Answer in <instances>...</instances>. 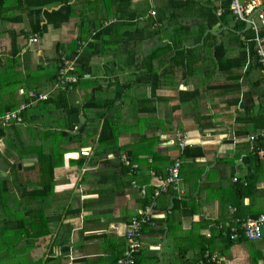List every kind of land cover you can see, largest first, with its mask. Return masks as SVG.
<instances>
[{
  "label": "crops",
  "instance_id": "crops-1",
  "mask_svg": "<svg viewBox=\"0 0 264 264\" xmlns=\"http://www.w3.org/2000/svg\"><path fill=\"white\" fill-rule=\"evenodd\" d=\"M168 1L130 0L127 9L136 18L125 21L134 24L126 27L128 34L92 55L89 70L64 90L65 97H60L62 90L53 92L26 109L25 121L0 124L5 128L0 188L9 184L21 196V186L51 187L45 200H29V235L13 243V264L24 259L28 264H117L127 244L128 222L150 204L153 189L166 180L175 160L180 161L179 179L156 197L138 232L135 264H264V225L259 240L240 236L243 216L264 213V156L246 139L264 127L253 129L250 121L236 120L246 107L257 113L259 99L252 87L229 91L232 74L218 71L210 38L204 41L210 32L225 45L224 58L236 57V40L229 34L234 19L206 30L200 40L192 34L193 25L189 34L173 35L166 19L150 24L163 15ZM70 2L74 16L60 27L48 25L36 42L23 34L25 11L8 2L0 18V116L27 101L28 90L52 91L60 57L71 54L76 38L85 36L76 44L86 47L124 7L117 0ZM82 19L94 26L91 22L86 29ZM176 39L181 48L193 49L194 57L202 54L190 74L182 66L165 73L171 71L166 70L171 56L162 51ZM154 50L157 56L150 61ZM247 64L248 56L242 71ZM154 72L156 87L151 85ZM210 83L217 86L207 94ZM194 90L199 95L189 99ZM91 100L94 109L84 110ZM63 106L74 110L67 113ZM104 110L114 127V137L109 133L105 142L99 138L103 118L97 117ZM72 113L81 121L71 123ZM176 132L185 135L187 153L178 147ZM5 152L6 162L1 158ZM16 164L20 171L12 168ZM246 175L254 176L255 189L238 206L235 185L246 184ZM233 233L236 238L230 237Z\"/></svg>",
  "mask_w": 264,
  "mask_h": 264
},
{
  "label": "trees",
  "instance_id": "trees-1",
  "mask_svg": "<svg viewBox=\"0 0 264 264\" xmlns=\"http://www.w3.org/2000/svg\"><path fill=\"white\" fill-rule=\"evenodd\" d=\"M13 1L19 9H23L26 15V19L23 20L25 23V31L23 34L27 38H31L33 36H42L46 30L48 25H52L54 28L60 27L63 23L67 22L72 16H74L75 5L70 0H0V18H4V13L9 9L8 2ZM118 3L121 2L124 4V7L120 6L117 8V11L114 12L116 18L110 24H107L101 27L100 30L96 31L93 35L94 41L89 42L86 47H82L79 44H76L78 41L84 39L85 36H78L76 38L75 45H73V51L68 59H75L76 69L74 73L77 77H83V73L89 70L88 61L92 55L103 53L105 51L104 46L114 45L121 36L124 34H128L126 27L133 26L134 24H127L125 21L128 19L136 18V13L131 12L127 9V4L130 0H117ZM125 1V2H124ZM231 0H169L168 8L163 9V15L160 17H156L150 21V24L157 22H163L164 19L168 20V23L172 25L173 29L171 30V34L179 35V34H189V31L193 26L195 32L192 34L196 35V39L200 40L206 30L212 29L215 25H228L231 20H233V29L234 32L229 33L235 37V44L238 47V55L234 58H224L225 54V45L221 42L218 44L215 40V35L207 32L204 41L207 38H210V54L213 53V60L216 62L218 71H228L232 75H229L231 81L228 86L229 91L239 92V91H251L249 87L255 89L260 107L257 113L252 114L249 112V108H244L243 112H240L236 120L237 122L241 121H250L254 128L264 127V78L260 73V64L257 61V46L254 40V31L253 29H248L245 32L238 34V31L243 30L244 22L235 19V16L232 15L230 9ZM126 3V5H125ZM57 8H51V7ZM221 10L220 12L218 10ZM156 12V11H155ZM156 15V14H155ZM23 17H19L18 20H21ZM11 18H6L9 20ZM184 19H189L186 24L183 23ZM191 19V20H190ZM194 19V20H193ZM11 21V20H9ZM45 21V22H44ZM92 20L82 19V24L88 29L89 24ZM93 23V22H92ZM103 22H101V25ZM94 26V23H93ZM91 31V30H90ZM106 35L108 36L107 40L102 41V37ZM259 35L261 37L264 36V28L259 30ZM86 38V37H85ZM197 40V41H198ZM98 41V42H96ZM181 43L177 39L171 42V45L168 47H164L162 53H170V59L167 61L170 62V65L166 70L170 69L171 71H165V73H171L172 69L178 66L185 67L188 74L193 72V67L201 59V55L194 57L193 49H185L181 48ZM77 46V47H76ZM102 46V47H101ZM60 48V46L58 47ZM79 48L80 51H79ZM246 49H248V54H246ZM154 50L152 54H150V61H152L153 56H157ZM248 56V64L246 66L245 71H242V67H244L245 62ZM149 72L152 70L148 69ZM217 72V70H216ZM153 80L151 81L152 87H156L160 85L155 79L158 77L155 72L150 75ZM184 76H187L186 74ZM216 83H210L204 91L208 94L209 91L216 88ZM245 86H248L246 89ZM227 87V86H223ZM226 89V88H225ZM66 91L62 90L60 92V97H65L64 93ZM198 91L194 90L189 94V99L197 97ZM59 97V98H60ZM236 101V99H235ZM93 108V101H89V104H85L84 110ZM63 109L66 110L67 113L72 112L74 109H70L67 106H63ZM25 112L26 109L21 112V116L23 121H25ZM97 117L103 118V124L100 130L99 138L101 141H107L110 137L107 138V135L110 133V136L113 135L112 131L114 127L110 118L107 117V111L104 110L101 114L97 115ZM259 121V122H258ZM4 126L0 125V138L4 136ZM252 129V130H253ZM114 137V135H113ZM264 144L262 141L258 140L254 144V151L258 153V149L263 147ZM189 150L188 146L184 148V153H187ZM256 161L260 162L256 154ZM16 171H20L16 166L12 167ZM21 170H27L22 168ZM246 184L242 182H237L235 185V191L237 194V202L238 206L243 203V197L250 193V190L255 189V185L253 183L254 176L249 177L246 175ZM7 181V180H6ZM6 183V182H4ZM9 185V184H8ZM4 184L1 187V190L6 192L10 185ZM20 198H0V208L8 210V208H19L22 210L23 214L17 212V216L14 217V220L10 217L8 213L6 217H1L0 220H3V224H0V238L3 235H6L16 229H24L26 230V236L29 235V213L31 215L32 212L29 210L28 201L35 199L38 201L45 200V195L48 193L47 190H50L51 187L49 185H42L34 188L33 190L28 189L25 186L20 187ZM36 194L38 198H29V195ZM238 209V207H237ZM239 210V209H238ZM240 213H236L239 216ZM33 215V213H32ZM258 215L254 214L251 217H257ZM247 216H243L242 218H246ZM7 222H9L7 224ZM242 233V229H240ZM240 233V236H241ZM229 239V237H227ZM230 240V239H229Z\"/></svg>",
  "mask_w": 264,
  "mask_h": 264
},
{
  "label": "built area",
  "instance_id": "built-area-1",
  "mask_svg": "<svg viewBox=\"0 0 264 264\" xmlns=\"http://www.w3.org/2000/svg\"><path fill=\"white\" fill-rule=\"evenodd\" d=\"M230 9L235 19L242 22L248 20V16L255 10L257 12L250 18V29L254 31V40L257 45V60L260 64V73L264 78V36L259 35V30L264 28V1L263 0H231ZM221 11L220 9L218 10ZM150 14H155V10L151 9ZM256 18V20L254 19ZM30 42H36L37 36L29 39ZM76 69L75 59H68L67 57H60L57 66L53 90L50 92H37L35 90L27 91V101L21 102L16 108L6 111L0 116V124L5 125L10 122H22L21 112L29 108L35 102L46 101L52 93L59 90H65L71 87L78 80L74 73ZM250 143V148L254 149V144L260 140L264 144V129H259L253 134H249L246 138ZM176 141L180 150L186 147L185 135L182 132H176ZM259 153L264 156V146L258 149ZM82 153L87 154V151ZM128 163L127 160H124ZM180 161L175 160L168 168V176L165 181L158 184L152 192L150 204L147 205L137 216H133L127 224L125 232L127 244L125 245L122 256L118 259L117 264H135V256L139 251L140 242L138 239V232L143 224L147 223L150 218V210L156 205V197L167 190L169 186H173L179 179ZM237 180V178H234ZM144 192V189L141 190ZM238 221V219H237ZM264 225V213L258 214L257 217H246L240 220L242 229L241 236L246 240L256 241L262 237V228ZM238 234L233 233L230 237L236 238Z\"/></svg>",
  "mask_w": 264,
  "mask_h": 264
},
{
  "label": "rangeland",
  "instance_id": "rangeland-1",
  "mask_svg": "<svg viewBox=\"0 0 264 264\" xmlns=\"http://www.w3.org/2000/svg\"><path fill=\"white\" fill-rule=\"evenodd\" d=\"M254 19L256 20V18H254ZM20 136H21V133H18L19 138H20ZM6 141H7V139H4L1 141V143L5 144ZM1 158H3L4 161L7 160L6 152H5V157L1 156ZM4 179H6L7 181L9 180V178H4ZM0 183H1V181H0ZM11 189L12 188H9L8 191H6V192L3 191V196L0 198H20L18 192L16 191V188L13 191ZM27 205L29 206V201H28ZM17 212H19L17 210V208H11L10 207V208H8V210L0 208V216L1 217H6L7 216L6 213H8L13 220H14V217L17 216ZM43 222H46V221L44 220ZM8 223L9 222H7V224ZM0 224H3V220H0ZM25 234H26V230L16 229L13 231V227H12V231L10 233L3 235L0 238V264H13L14 251H13L12 245L19 237H22ZM24 254H25V252L22 255H24ZM24 264H28L27 259H24Z\"/></svg>",
  "mask_w": 264,
  "mask_h": 264
},
{
  "label": "water",
  "instance_id": "water-1",
  "mask_svg": "<svg viewBox=\"0 0 264 264\" xmlns=\"http://www.w3.org/2000/svg\"><path fill=\"white\" fill-rule=\"evenodd\" d=\"M240 2H242V0H240ZM256 12H257V10L253 11V12L247 17L248 20L245 22V27H244V29H243L242 31H238V32H237L238 34L243 33L244 31L250 29V27H251V24H250V18H251ZM211 32H213V33H217V32H214V31H211ZM81 118H82V117H81L79 114H77V113H72V114H70V121H71V123H76V122H78L79 120L81 121ZM71 127H72V125H71Z\"/></svg>",
  "mask_w": 264,
  "mask_h": 264
}]
</instances>
